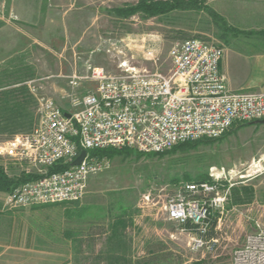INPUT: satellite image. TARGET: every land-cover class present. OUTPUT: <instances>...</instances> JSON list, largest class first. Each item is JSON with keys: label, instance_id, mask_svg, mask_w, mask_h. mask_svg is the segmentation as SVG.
Segmentation results:
<instances>
[{"label": "rangeland", "instance_id": "1", "mask_svg": "<svg viewBox=\"0 0 264 264\" xmlns=\"http://www.w3.org/2000/svg\"><path fill=\"white\" fill-rule=\"evenodd\" d=\"M139 1L0 0V147L37 122L30 81L40 84L41 94L71 109L70 97L89 91L86 83L78 88L69 83L75 67L84 69L80 61L118 72L119 47L134 57V64L151 67L143 59L146 41L157 48L161 68L167 70L170 48L185 38L200 37L226 49L239 36H264V27L248 20V11L235 10L248 8L244 0H195L198 9L153 17L116 12ZM10 40L9 48L3 46ZM187 143L160 155L119 152L109 158V169L91 176L82 201L35 208L41 239L56 240L57 257L50 262L232 264V253L246 235L258 225L264 228V166L250 167L264 153V123L239 124L224 138ZM0 169L12 179L35 174L6 155L0 156ZM213 171L230 189L224 213L214 214L220 241L211 250L197 248L193 235L170 221L163 206L181 183L210 178ZM69 227L72 243L65 241ZM70 246L71 257L65 259L64 249L68 253Z\"/></svg>", "mask_w": 264, "mask_h": 264}, {"label": "built area", "instance_id": "2", "mask_svg": "<svg viewBox=\"0 0 264 264\" xmlns=\"http://www.w3.org/2000/svg\"><path fill=\"white\" fill-rule=\"evenodd\" d=\"M143 47V59L151 67L134 64V57L125 56L118 47V72L90 62L82 72L75 71L69 78L73 88L87 82L95 86L82 96H71V109L41 94L36 81L27 83L37 100V122L30 132L1 146L0 156L33 169L40 177L8 192V206L82 201L91 176L111 166L108 157L93 155L91 150L165 153L187 142L218 140L239 124L264 120V90L236 91L228 86L220 68L222 46L200 37L178 41L169 50L167 70L161 68L154 45L144 41ZM83 150L85 158L73 165ZM59 163L68 167L50 173ZM251 166L262 170L264 153ZM214 174L209 180L181 183L163 206L170 221L193 235L197 248L211 250L219 235L204 239L199 234L209 232L215 212L224 213L230 189ZM189 222L197 226V233L184 228ZM257 227L235 248L232 264H264V228Z\"/></svg>", "mask_w": 264, "mask_h": 264}, {"label": "crops", "instance_id": "3", "mask_svg": "<svg viewBox=\"0 0 264 264\" xmlns=\"http://www.w3.org/2000/svg\"><path fill=\"white\" fill-rule=\"evenodd\" d=\"M244 1L248 2V8L235 10L248 11V20H255L258 26L264 27V0ZM11 42L5 41L3 46L9 48ZM254 42H262L263 45H251ZM79 67L85 68V64L80 61ZM220 68L232 90H264V36H239L233 46L226 47ZM74 69L76 71L77 67ZM86 84L89 90L95 86L91 82ZM7 194L0 191V264H53L50 260L57 257L56 240L49 238L44 241L38 233L40 218L35 208L39 205L11 208L7 204ZM66 234L70 238L67 240L65 237V241L72 243L73 228H65ZM65 248L64 257L67 259L71 257L72 249L70 246L67 253Z\"/></svg>", "mask_w": 264, "mask_h": 264}, {"label": "trees", "instance_id": "4", "mask_svg": "<svg viewBox=\"0 0 264 264\" xmlns=\"http://www.w3.org/2000/svg\"><path fill=\"white\" fill-rule=\"evenodd\" d=\"M200 6L198 5V2L195 0H140L138 4H136L134 7H131L127 10L125 9H118L116 12L118 13H123L124 11H129L127 14H135L138 12H143L146 14V16L153 17L156 15H161L165 14L168 12H171L176 9H198ZM207 9H209L207 7ZM210 13L214 15L215 17L217 14L210 10ZM248 124V123H245ZM227 135V134H226ZM225 135V136H226ZM224 138V137H223ZM203 140H200L198 142H201ZM189 143H184L179 146H177L179 149L188 145ZM174 148V149H177ZM123 151H134L129 148H124V149H102V150H91V154L93 155H98L102 157H108L112 158V156L116 155L119 152ZM136 152V151H135ZM170 152V151H169ZM140 153V152H137ZM168 153V152H165ZM165 153H149L148 155H160V154H165ZM143 154V153H140ZM68 165H65L63 163L56 164L52 168H50L49 172H58L66 169ZM40 176L36 174H23L21 178L19 179H12L10 178L2 169H0V191H6L10 192L17 188L18 186L25 184L29 181L38 179ZM204 180H209V177H203L202 180L199 181H204ZM216 226V217L213 215L211 220H210V230L207 234H199L202 238L204 239H210L212 237L217 236L218 232L215 230ZM184 228L188 231H192L194 233L198 232L197 226L193 225L191 222L186 224ZM99 233V232H98ZM161 249L158 248V251Z\"/></svg>", "mask_w": 264, "mask_h": 264}, {"label": "water", "instance_id": "5", "mask_svg": "<svg viewBox=\"0 0 264 264\" xmlns=\"http://www.w3.org/2000/svg\"><path fill=\"white\" fill-rule=\"evenodd\" d=\"M66 116H67V117H70V114H69V113H66ZM259 122H260V121H259ZM261 122L264 123V120H261ZM86 154H87V151H86V150H83V151L81 152V154L78 156V158H76V159L72 162V164H73V165H79V164L83 161V159L85 158Z\"/></svg>", "mask_w": 264, "mask_h": 264}, {"label": "bare ground", "instance_id": "6", "mask_svg": "<svg viewBox=\"0 0 264 264\" xmlns=\"http://www.w3.org/2000/svg\"><path fill=\"white\" fill-rule=\"evenodd\" d=\"M214 175L217 176L218 178H220L218 173H215Z\"/></svg>", "mask_w": 264, "mask_h": 264}]
</instances>
